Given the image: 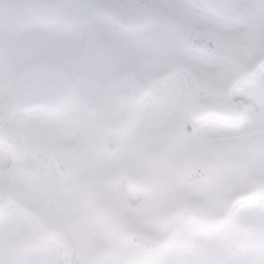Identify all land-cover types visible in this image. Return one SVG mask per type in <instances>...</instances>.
Returning <instances> with one entry per match:
<instances>
[{"label":"clouds","instance_id":"1","mask_svg":"<svg viewBox=\"0 0 264 264\" xmlns=\"http://www.w3.org/2000/svg\"><path fill=\"white\" fill-rule=\"evenodd\" d=\"M0 264H264V0H0Z\"/></svg>","mask_w":264,"mask_h":264}]
</instances>
